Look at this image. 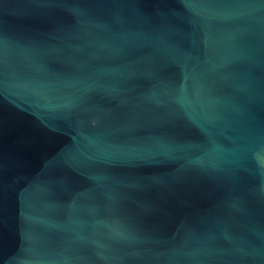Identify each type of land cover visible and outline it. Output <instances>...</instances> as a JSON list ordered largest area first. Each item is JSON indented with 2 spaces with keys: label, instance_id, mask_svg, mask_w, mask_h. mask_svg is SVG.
I'll return each mask as SVG.
<instances>
[{
  "label": "water",
  "instance_id": "obj_1",
  "mask_svg": "<svg viewBox=\"0 0 264 264\" xmlns=\"http://www.w3.org/2000/svg\"><path fill=\"white\" fill-rule=\"evenodd\" d=\"M0 264H264V0H0Z\"/></svg>",
  "mask_w": 264,
  "mask_h": 264
}]
</instances>
